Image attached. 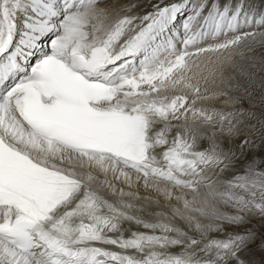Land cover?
I'll use <instances>...</instances> for the list:
<instances>
[{
  "label": "snow or ice",
  "instance_id": "6c2138e0",
  "mask_svg": "<svg viewBox=\"0 0 264 264\" xmlns=\"http://www.w3.org/2000/svg\"><path fill=\"white\" fill-rule=\"evenodd\" d=\"M257 148L264 0H0V264H256Z\"/></svg>",
  "mask_w": 264,
  "mask_h": 264
},
{
  "label": "rangeland",
  "instance_id": "374dc122",
  "mask_svg": "<svg viewBox=\"0 0 264 264\" xmlns=\"http://www.w3.org/2000/svg\"><path fill=\"white\" fill-rule=\"evenodd\" d=\"M254 1V0H252ZM254 4L256 5L257 2H254ZM257 8L261 7V4H258L256 6ZM261 50L257 49V52L259 53ZM243 106L244 107H248V101L245 99L243 102ZM257 112H259V106L256 107L255 109ZM259 143V142H258ZM258 154L260 153H264V148H257L255 150ZM252 227L258 232H264V225L261 224V222L259 221V219H256L252 222ZM253 261L256 262V264H264V251H262L259 247H255L252 250L251 253V257H250Z\"/></svg>",
  "mask_w": 264,
  "mask_h": 264
},
{
  "label": "bare ground",
  "instance_id": "6f19581e",
  "mask_svg": "<svg viewBox=\"0 0 264 264\" xmlns=\"http://www.w3.org/2000/svg\"><path fill=\"white\" fill-rule=\"evenodd\" d=\"M253 3L254 2H257V4H256V6L258 5V4H261V0H254V1H252ZM226 71H231V69H226ZM140 193L141 194H143V195H146L147 193L144 191V189H143V187L141 186V188H140Z\"/></svg>",
  "mask_w": 264,
  "mask_h": 264
}]
</instances>
